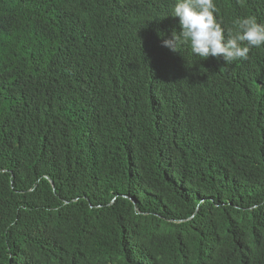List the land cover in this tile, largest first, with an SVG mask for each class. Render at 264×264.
<instances>
[{
    "label": "trees",
    "instance_id": "16d2710c",
    "mask_svg": "<svg viewBox=\"0 0 264 264\" xmlns=\"http://www.w3.org/2000/svg\"><path fill=\"white\" fill-rule=\"evenodd\" d=\"M174 3L0 0V264H264V47L173 52Z\"/></svg>",
    "mask_w": 264,
    "mask_h": 264
},
{
    "label": "clouds",
    "instance_id": "9594fccd",
    "mask_svg": "<svg viewBox=\"0 0 264 264\" xmlns=\"http://www.w3.org/2000/svg\"><path fill=\"white\" fill-rule=\"evenodd\" d=\"M216 11L215 0H175L169 15L178 18L181 30L163 39V46L176 52L187 45L194 56L222 59L227 64L246 60L252 48L264 47V24L255 17L237 19L235 35L226 38Z\"/></svg>",
    "mask_w": 264,
    "mask_h": 264
},
{
    "label": "bare ground",
    "instance_id": "6f19581e",
    "mask_svg": "<svg viewBox=\"0 0 264 264\" xmlns=\"http://www.w3.org/2000/svg\"><path fill=\"white\" fill-rule=\"evenodd\" d=\"M123 10V9H122ZM141 27V26H140Z\"/></svg>",
    "mask_w": 264,
    "mask_h": 264
}]
</instances>
